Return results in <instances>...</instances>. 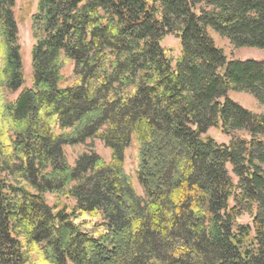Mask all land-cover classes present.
Masks as SVG:
<instances>
[{
	"label": "trees",
	"instance_id": "trees-1",
	"mask_svg": "<svg viewBox=\"0 0 264 264\" xmlns=\"http://www.w3.org/2000/svg\"><path fill=\"white\" fill-rule=\"evenodd\" d=\"M14 6L0 0V264H264V112L229 97L264 106V58L228 59L210 33L264 50V0H36L29 87Z\"/></svg>",
	"mask_w": 264,
	"mask_h": 264
},
{
	"label": "rangeland",
	"instance_id": "rangeland-1",
	"mask_svg": "<svg viewBox=\"0 0 264 264\" xmlns=\"http://www.w3.org/2000/svg\"><path fill=\"white\" fill-rule=\"evenodd\" d=\"M36 0H15L14 16L18 29V44L20 45V54L22 61V72L24 78L23 87H29L31 85V65H30V50L33 45V39L30 33V15L35 10ZM211 37L216 46L221 47L228 59H263L264 50L256 48H234L225 38L220 37L217 33L211 31ZM162 45L170 51L173 58L178 55L179 43L173 35H167L163 38ZM71 74V67L67 65L64 70V75L68 77ZM19 91V90H18ZM17 92L7 95V99H13L17 95ZM229 97L239 103L240 105L250 109L256 113H263L264 106L260 105L251 95L244 92L230 91ZM208 133L219 143H227L229 136L222 134L219 130L214 128L209 129ZM65 155L70 164L74 162L76 156L85 150L83 145L66 146L64 148ZM94 150L105 160L109 159V150L103 146L99 141L94 142ZM136 146L132 143L125 151L124 170L131 177L136 191L141 193L140 187L136 183L134 178V169L136 164L135 159ZM47 200L51 203L52 198L47 196ZM239 221L241 223L249 222L247 215H243Z\"/></svg>",
	"mask_w": 264,
	"mask_h": 264
}]
</instances>
